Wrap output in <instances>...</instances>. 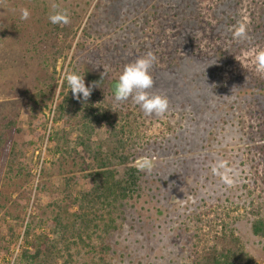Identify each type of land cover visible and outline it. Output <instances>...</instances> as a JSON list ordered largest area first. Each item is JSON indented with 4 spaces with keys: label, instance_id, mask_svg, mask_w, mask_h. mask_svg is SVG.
<instances>
[{
    "label": "rangeland",
    "instance_id": "obj_1",
    "mask_svg": "<svg viewBox=\"0 0 264 264\" xmlns=\"http://www.w3.org/2000/svg\"><path fill=\"white\" fill-rule=\"evenodd\" d=\"M54 6L69 13L61 33L48 19ZM25 9L29 23L21 26L16 18ZM240 23L247 26L243 40L234 36ZM43 29L63 48L48 72L37 64L39 54L26 52L28 43L47 44H40ZM261 51L264 0H0V118L18 111L22 132L14 140L31 166L30 176L4 168L0 174V264H11L21 252L27 226L49 232L40 221L64 198L65 180L72 194L91 187L92 153L74 141L83 139L92 152L102 148L103 157L115 141L109 125L120 133L136 184L103 213L110 226L100 234L103 251L97 247L92 258L81 245L73 251L80 263L195 264L213 235L226 231L255 264H264V238L251 231L255 219H264ZM148 53L155 56L148 91L167 98L163 116L145 115L131 98L116 102L109 88L125 65ZM72 70L82 76L88 70L106 83L87 101L69 88L62 95ZM59 106L67 114L54 123ZM33 124L42 137H32ZM56 132L70 135L67 153L49 142ZM109 159L124 180L126 166ZM146 159L151 171L142 169ZM83 162L91 166L86 171ZM219 163L231 186L213 173ZM93 238L91 245L100 243Z\"/></svg>",
    "mask_w": 264,
    "mask_h": 264
},
{
    "label": "trees",
    "instance_id": "obj_2",
    "mask_svg": "<svg viewBox=\"0 0 264 264\" xmlns=\"http://www.w3.org/2000/svg\"><path fill=\"white\" fill-rule=\"evenodd\" d=\"M16 19L19 20L21 26L29 23L22 18ZM56 28L59 29L54 30L61 33L63 31V24H58ZM48 34L46 29L42 30V36L45 40L43 39L40 44H44L47 40V44L44 45L43 49L35 46L32 47L31 43H28V48L26 49L27 54L35 55L32 51L39 54L37 64L46 72L50 68L55 70L56 61L59 57L63 56V48L58 43V36L49 38ZM50 63H52V66ZM72 71L74 72V70ZM82 74L85 76V82L88 84L96 82V87H101L106 83L101 76L92 75L88 70ZM116 82L117 80H113L110 83L109 88L112 94ZM67 88V82L64 80L61 86L62 95L65 90L68 91ZM55 113L56 117L53 118L54 123L62 120V116L67 114L62 106H59ZM18 117L19 113L17 110L9 109L0 118V174L4 168L3 171L9 174L17 170V175L25 172L27 176H30L31 166L25 163V152L23 150L19 151L14 140V136L22 132L18 127ZM109 126L111 127V135L114 136L115 141L110 144L111 146H108V152L103 157L100 152L102 148H98L100 150L92 152L91 147L83 139L78 138L74 141L77 147L82 146L84 151L92 153V161L95 163L96 169L87 175L92 182L91 187L84 192L77 191L72 194L68 189L67 180H65L67 185L65 184L64 186L66 190L64 198L59 199L60 201L56 200L55 203L51 204L49 206V213L40 221L45 228L49 229V232H35L34 227H32L33 225L27 226L23 233L22 240L24 245L22 250L11 264H86L80 263L79 259L75 258L79 256L72 254L79 245L87 250L86 255L91 258L98 255L97 247L100 248L99 251H103V240L100 234L107 233L110 227L103 220V213H106L110 209L111 201L115 202L119 199V196L122 198L128 197L126 193L131 186L136 184L134 174L137 172L135 168L129 167L128 158L124 157L123 153H121V150L125 146L117 138L120 133L115 131L114 126ZM36 128L37 124H33L30 128V134L35 139L43 136H41V133L35 132ZM86 133L88 134V141L90 140L91 133ZM48 138L49 142L55 146L56 151L63 150L67 153V150L64 148H68L67 146L71 144L70 135L65 134V132H56L49 135ZM118 152H120V155ZM109 157L118 159L122 166H126L127 172H125L124 180L116 178ZM82 165L84 171L91 167L85 162ZM16 216L18 217L19 215ZM32 222L34 224L33 220ZM251 231L254 236L264 238V219H255L251 224ZM94 236L95 239L100 240V243L91 245L94 241ZM4 242L3 248L9 252V247H5V244L8 243L7 240ZM195 264L255 263L253 258L244 251L238 237L232 232L220 231L213 235L210 244L202 247L197 255Z\"/></svg>",
    "mask_w": 264,
    "mask_h": 264
},
{
    "label": "clouds",
    "instance_id": "obj_3",
    "mask_svg": "<svg viewBox=\"0 0 264 264\" xmlns=\"http://www.w3.org/2000/svg\"><path fill=\"white\" fill-rule=\"evenodd\" d=\"M30 13L28 10H22L21 18L27 20ZM49 22L53 25L69 23V13L66 9L62 10L58 6H54L53 11L48 16ZM234 36L243 40L247 38V26L240 23L235 27ZM155 62V56L152 53L146 54L144 57L137 58L134 62L124 66L117 82L113 87V97L116 102L126 101L131 98L135 104L139 105L145 115L163 116L168 109V101L166 97L151 94L148 90L153 86V79L150 75ZM256 71L264 74V51L256 56ZM65 80L67 86L73 96L77 99L87 101L92 93L96 82L86 86L85 76L78 72L66 74ZM151 163L147 159L142 163V169L151 171ZM225 168L223 163L214 165L212 171L216 175H221L224 183L231 186L233 180L221 173L220 169Z\"/></svg>",
    "mask_w": 264,
    "mask_h": 264
}]
</instances>
